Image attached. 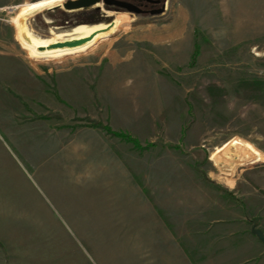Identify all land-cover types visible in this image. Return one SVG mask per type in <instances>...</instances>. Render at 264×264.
<instances>
[{"label":"rangeland","instance_id":"1","mask_svg":"<svg viewBox=\"0 0 264 264\" xmlns=\"http://www.w3.org/2000/svg\"><path fill=\"white\" fill-rule=\"evenodd\" d=\"M38 1L0 0V168L23 172L24 191L55 207L70 204L71 215L56 222L38 218L49 232L43 236L63 243L69 238L51 224H71L77 240L135 245L101 249L116 251L115 264H191L177 262L186 257L170 230L192 216L172 211L199 208L228 189L237 192L228 201L234 230L246 210L252 225L264 227V0H164L163 12L147 16L102 2L126 18L116 33L79 50L31 55L13 20L20 6ZM90 9L83 11L92 21L104 19L101 8ZM81 16L54 8L31 22L48 36ZM11 143L22 149L11 148L19 166ZM239 245L248 252L218 248L214 264H264L253 242ZM129 249L135 263L123 258Z\"/></svg>","mask_w":264,"mask_h":264},{"label":"crops","instance_id":"2","mask_svg":"<svg viewBox=\"0 0 264 264\" xmlns=\"http://www.w3.org/2000/svg\"><path fill=\"white\" fill-rule=\"evenodd\" d=\"M11 144H7L8 154L16 166H19V159L11 148L15 147L19 150L21 148L14 143ZM240 190L241 196L246 197V200H248V187L243 184ZM209 191L219 193L215 186L210 188ZM236 193L232 189H228L226 193L228 197L226 194L222 196L219 193L222 196L220 199H206L199 203V208L191 206L172 211L174 215L185 213L186 215H182L192 216V218L184 220L187 223L176 225V229L170 230L172 238L176 239V247L182 248V251H180L182 252L181 256L186 257L183 261H177L178 263L214 264L218 262L216 259L218 248L221 251L220 253L228 249L231 255L235 245L236 249H240L234 253V256H239V252L240 255H243L249 250L247 245H239V242L243 240L253 242L257 255L263 256L261 258L264 259V242L253 231V228L257 226L252 225V214L249 211L242 212L240 216L241 223L235 225L234 230L232 224L233 204L228 201H231ZM44 196L40 192L24 191L23 172L22 177H20L19 172L15 171L14 167L9 169L0 168V264H115V260H119L116 251H112L111 256H105L101 249H132L135 247V245H131L130 241L126 243L127 245H121V242L117 240L99 238L91 242L83 240V238L77 240L75 237L72 238L73 236L70 234L78 232V230L71 224L65 223L59 226L53 223L51 225L61 230L69 240L65 239L66 241L62 243L60 240L51 239L50 237L48 239V236L44 237L43 234L46 232L49 235V232L47 229L42 230L38 219L40 216H48V219L52 217L51 221L56 222V220L58 221L57 217L71 215L66 209L70 204L61 203L62 207H55L50 197ZM26 216L36 217V219H30L31 223L26 224ZM256 216L261 215L256 214ZM259 221H261L260 223L264 222V218ZM258 225H260L258 228L261 227L264 231L262 224ZM93 247L100 250L95 253L92 250ZM130 249L124 251V253H128L127 256L124 255V260H131ZM134 258L133 256L132 260ZM106 259L109 263L106 262ZM246 262H249L248 259H244L243 263ZM133 263H135V260Z\"/></svg>","mask_w":264,"mask_h":264},{"label":"bare ground","instance_id":"3","mask_svg":"<svg viewBox=\"0 0 264 264\" xmlns=\"http://www.w3.org/2000/svg\"><path fill=\"white\" fill-rule=\"evenodd\" d=\"M65 1L66 0H40L38 2H27L18 8V13L13 20V27L15 29L16 40L24 51H26L28 54H31V55H39L42 53L56 54V53H60L61 51H66V50H79V49L89 46L91 43L99 41L100 39L113 35L114 33L117 32V30L121 26H123V23L126 19V18L124 19V16L122 14H117L114 11L106 9L105 7H103V3L99 2L91 6L90 10L101 8L104 19H101L98 22L93 23V24H79L73 29H65V28L58 27V26L50 27L49 28L50 35L48 36L40 35L36 31V29L34 28L31 22L32 18L35 17V15L45 14L46 12L53 11L54 8H61L65 10L67 13H69L70 15L71 14L76 15L78 13L83 12L84 10L83 7L72 8V9L65 8L64 6ZM107 18H112V19L107 21L106 20ZM46 22L51 23L52 19L47 18ZM92 34H95V36L92 39L87 40L84 43H81V44H78L72 47L48 49V46L53 43H57L59 41L87 38ZM234 139L235 138H233L232 140L226 141L221 146H218L215 149V151L212 153L213 159L218 154L223 152L227 147L232 145V142L234 141ZM251 146L252 145L247 142L245 150H247ZM245 150L243 151L245 152ZM242 154L240 156H242ZM227 160L232 161V159L229 160L228 158Z\"/></svg>","mask_w":264,"mask_h":264},{"label":"water","instance_id":"4","mask_svg":"<svg viewBox=\"0 0 264 264\" xmlns=\"http://www.w3.org/2000/svg\"><path fill=\"white\" fill-rule=\"evenodd\" d=\"M99 2H104V3H109L108 0H66L64 3L65 8L67 9H72V8H86L89 9L91 8V6L99 3ZM124 6L130 10V11H135V7L133 4L131 3H125ZM99 9V8H97ZM163 12V8L162 9H158L153 11V13H161ZM112 18H107L106 20L109 21ZM99 20L96 21H79L76 24L73 25H67V29H73L74 27L78 26L79 24H93L98 22ZM95 36V34L90 35L87 38H82V39H76V40H67V41H59L57 43H53L51 45L48 46V49H52V48H64V47H72L81 43L86 42L87 40L92 39ZM43 48V47H42ZM254 233L257 235V237L264 242V231L261 228L258 227H254L253 228Z\"/></svg>","mask_w":264,"mask_h":264},{"label":"flooded vegetation","instance_id":"5","mask_svg":"<svg viewBox=\"0 0 264 264\" xmlns=\"http://www.w3.org/2000/svg\"><path fill=\"white\" fill-rule=\"evenodd\" d=\"M109 3H104L106 5V7L108 8H113L118 12H130V13H137L138 15H142V16H147V15H151L153 13V11L158 10L160 8H162L164 6L163 0H108ZM125 3H131L134 5L135 7V11H130L128 10L124 4ZM58 10V9H56ZM100 9H93L90 10L89 12L93 13V12H98ZM88 11H83L81 13H78L77 15H83L81 17H79L80 20L83 21H92L93 20V16H88L87 15ZM63 15H68L65 14L63 12H60ZM60 20H62V18H60ZM65 24H69L67 20L64 21Z\"/></svg>","mask_w":264,"mask_h":264},{"label":"trees","instance_id":"6","mask_svg":"<svg viewBox=\"0 0 264 264\" xmlns=\"http://www.w3.org/2000/svg\"><path fill=\"white\" fill-rule=\"evenodd\" d=\"M164 1V0H163ZM99 127H104V126H99ZM106 130H107V132H110V133H112L113 135H115V136H118V137H121L122 139H125V140H127V141H130V142H132L133 144H134V146L136 147V148H138V149H145V148H147L148 149V147H143L141 144H140V142L138 141V140H136V139H134L131 135H129V134H127V133H123V132H112L109 128H107V127H104ZM149 146V145H148ZM173 147H177V146H174V145H172Z\"/></svg>","mask_w":264,"mask_h":264}]
</instances>
